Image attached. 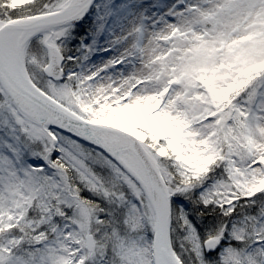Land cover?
I'll use <instances>...</instances> for the list:
<instances>
[{"label":"snow or ice","instance_id":"1","mask_svg":"<svg viewBox=\"0 0 264 264\" xmlns=\"http://www.w3.org/2000/svg\"><path fill=\"white\" fill-rule=\"evenodd\" d=\"M0 264H264V0H0Z\"/></svg>","mask_w":264,"mask_h":264},{"label":"rangeland","instance_id":"2","mask_svg":"<svg viewBox=\"0 0 264 264\" xmlns=\"http://www.w3.org/2000/svg\"><path fill=\"white\" fill-rule=\"evenodd\" d=\"M164 2L170 3V2H171V0H164Z\"/></svg>","mask_w":264,"mask_h":264}]
</instances>
